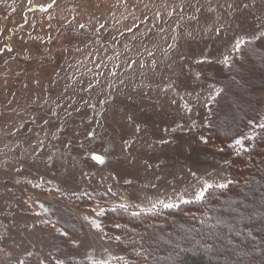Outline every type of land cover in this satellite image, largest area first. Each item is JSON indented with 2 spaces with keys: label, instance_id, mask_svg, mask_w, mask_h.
<instances>
[{
  "label": "rangeland",
  "instance_id": "374dc122",
  "mask_svg": "<svg viewBox=\"0 0 264 264\" xmlns=\"http://www.w3.org/2000/svg\"><path fill=\"white\" fill-rule=\"evenodd\" d=\"M249 50L264 53V0H0V264L125 263L105 216L227 186L264 125L250 83L259 116L212 134Z\"/></svg>",
  "mask_w": 264,
  "mask_h": 264
},
{
  "label": "trees",
  "instance_id": "16d2710c",
  "mask_svg": "<svg viewBox=\"0 0 264 264\" xmlns=\"http://www.w3.org/2000/svg\"><path fill=\"white\" fill-rule=\"evenodd\" d=\"M245 61V68L235 64L230 69L228 89L233 93L225 97L230 113L212 129L224 142L238 134L245 114L259 116L248 85L264 86V53L249 50ZM254 141L233 154L242 160L236 165L245 175L233 172L227 186L209 188L204 199L163 211L124 212L113 225L105 216L108 238L127 258L117 264H264V127ZM69 218L67 231L80 229L72 213ZM79 263L96 264L88 259Z\"/></svg>",
  "mask_w": 264,
  "mask_h": 264
},
{
  "label": "snow or ice",
  "instance_id": "6c2138e0",
  "mask_svg": "<svg viewBox=\"0 0 264 264\" xmlns=\"http://www.w3.org/2000/svg\"><path fill=\"white\" fill-rule=\"evenodd\" d=\"M51 6H52V5H50L49 7H51ZM229 7H231V5H229ZM245 7H247V5H245ZM209 10L211 11V9H209ZM81 27H83V25H81ZM100 27L103 28L104 25L101 24ZM129 31H131L130 28H129ZM242 43H243V42L241 41V42H239V43L236 44L235 47H236L237 50L240 49ZM8 51H11V49H8ZM149 55L151 56L152 53L149 52ZM226 59H227V58H226ZM142 66H143V65H142ZM219 94H220V93L218 92L217 95H219ZM173 102H174V101H173ZM261 127H264V125H261ZM137 130H139V129H137ZM41 143H42V142H41ZM163 143L168 144V143H170V141H164ZM205 143H206V141H205ZM235 143H236L237 145H242V141H241L240 139H237V140L235 141ZM182 149H183V144H178V145H177V149H176L177 152L182 151ZM154 158H155V159H159V156H156V157H154ZM91 159H92L93 161H96V162L100 163V164L105 163L104 159H103L100 155H95V154H94V155H92ZM133 166H134V164H131V163H130V167H133ZM218 186H219V187H225V185H223V184L218 185ZM208 187L211 188L212 185H208ZM197 199H202V194H197ZM120 207L123 208V207H125V205H124V204H121ZM165 207L171 208V207H173V205H172V204H165ZM101 214H102V212H101V213H98V215H101ZM85 219H87V217H85ZM91 224H92V226L95 227L96 229H98V230L100 229V224L96 223V221H94V220L91 221ZM116 226L119 227V225H116ZM60 234H61V235H67V233H65V232H61ZM119 238H120L119 236L116 237L117 240H118ZM8 239H9V237H8L7 235L0 236V243L6 245ZM28 254L31 255L30 252H29ZM137 255H139V253H137ZM19 264H24V262H23V261H20ZM41 264H42V262H41ZM56 264H63V261H62V260H57V261H56Z\"/></svg>",
  "mask_w": 264,
  "mask_h": 264
},
{
  "label": "crops",
  "instance_id": "0c3cea01",
  "mask_svg": "<svg viewBox=\"0 0 264 264\" xmlns=\"http://www.w3.org/2000/svg\"><path fill=\"white\" fill-rule=\"evenodd\" d=\"M96 264H108V263H96ZM109 264H112V263H109Z\"/></svg>",
  "mask_w": 264,
  "mask_h": 264
}]
</instances>
